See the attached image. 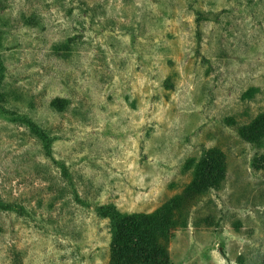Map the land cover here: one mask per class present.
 I'll use <instances>...</instances> for the list:
<instances>
[{
    "label": "rangeland",
    "instance_id": "obj_1",
    "mask_svg": "<svg viewBox=\"0 0 264 264\" xmlns=\"http://www.w3.org/2000/svg\"><path fill=\"white\" fill-rule=\"evenodd\" d=\"M261 113L264 0H0V264H110L112 209L167 264H264Z\"/></svg>",
    "mask_w": 264,
    "mask_h": 264
},
{
    "label": "trees",
    "instance_id": "obj_2",
    "mask_svg": "<svg viewBox=\"0 0 264 264\" xmlns=\"http://www.w3.org/2000/svg\"><path fill=\"white\" fill-rule=\"evenodd\" d=\"M31 129L33 123L26 122ZM33 132L45 137V132L34 127ZM240 136L248 142L261 143L264 141V113L256 115L249 123L239 129ZM224 173V157L215 148L207 150L195 176L199 180L200 189L205 191L215 185L213 180L219 179ZM113 237L110 243V264H167L168 254L166 239L152 241L150 231L161 232L168 228L169 221L165 218L156 219L151 214L125 215L112 209ZM154 232V233H155ZM124 254L135 260H123Z\"/></svg>",
    "mask_w": 264,
    "mask_h": 264
}]
</instances>
